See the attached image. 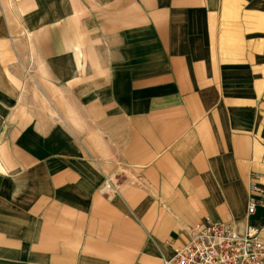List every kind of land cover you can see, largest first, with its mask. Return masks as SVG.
I'll use <instances>...</instances> for the list:
<instances>
[{
  "label": "crops",
  "instance_id": "0c3cea01",
  "mask_svg": "<svg viewBox=\"0 0 264 264\" xmlns=\"http://www.w3.org/2000/svg\"><path fill=\"white\" fill-rule=\"evenodd\" d=\"M252 173L264 0H0V264H164Z\"/></svg>",
  "mask_w": 264,
  "mask_h": 264
},
{
  "label": "built area",
  "instance_id": "2783aa9c",
  "mask_svg": "<svg viewBox=\"0 0 264 264\" xmlns=\"http://www.w3.org/2000/svg\"><path fill=\"white\" fill-rule=\"evenodd\" d=\"M258 178L254 173L250 176L249 201L240 230L207 219L192 229L189 244L176 248L164 264H264V224L253 221L258 209H264V185ZM106 188L115 189L110 183Z\"/></svg>",
  "mask_w": 264,
  "mask_h": 264
},
{
  "label": "rangeland",
  "instance_id": "374dc122",
  "mask_svg": "<svg viewBox=\"0 0 264 264\" xmlns=\"http://www.w3.org/2000/svg\"><path fill=\"white\" fill-rule=\"evenodd\" d=\"M261 217L264 218V212L261 211V209H258L257 213L253 216V219L256 220V219L261 218Z\"/></svg>",
  "mask_w": 264,
  "mask_h": 264
}]
</instances>
